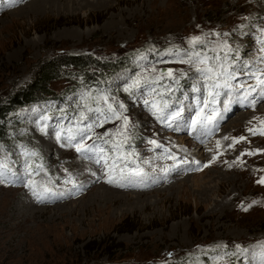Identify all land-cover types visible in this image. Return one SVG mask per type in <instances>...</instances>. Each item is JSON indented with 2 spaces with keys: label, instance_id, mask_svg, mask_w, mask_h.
Instances as JSON below:
<instances>
[{
  "label": "rangeland",
  "instance_id": "1",
  "mask_svg": "<svg viewBox=\"0 0 264 264\" xmlns=\"http://www.w3.org/2000/svg\"><path fill=\"white\" fill-rule=\"evenodd\" d=\"M11 5L0 11V99L31 83L39 64L60 56L90 57L114 69L107 68L108 79L100 81L99 89L66 74L52 82L53 99L82 85L64 105L58 99L12 110L8 124L12 138L0 139V160L6 159L21 180L9 175L0 183V264H261L259 256L224 253H234L235 245L259 251L264 244V184L257 183L264 176V135L248 131L254 128L259 133L264 127V101L238 112L236 116L246 114L249 120L231 122L234 116L202 147L185 129L172 131L157 124L123 87L144 68H172L187 73L175 88L184 101L190 100L196 95L195 72L186 64L161 63L156 53L187 49L194 36L209 42L226 40L241 62H257L264 0H23ZM141 54L147 59L139 61ZM121 57L133 64L118 66ZM89 89L94 95L105 90L126 104L135 125L130 145L138 146L142 160L150 159L157 167L150 175L151 180L158 179L155 184L143 190L117 189L104 182L99 165L38 130V116L55 111H49L50 105L71 114L73 101ZM179 98L172 102L183 100ZM114 127L109 123L96 131ZM242 136L246 139L229 147L233 138ZM151 139L177 157L176 162L169 159V175L159 172L166 165L158 169L163 158L153 159L161 150H152ZM25 149L39 153L33 168L36 164L44 168L31 176L39 200L26 186ZM247 152L254 154L241 155ZM69 175L75 188L65 183ZM83 185L96 189L88 187L85 192ZM102 185L126 195L99 199L96 190ZM45 187L52 191L41 192ZM61 196L65 197L59 200ZM125 219L129 221L123 223ZM217 256L223 259L217 262Z\"/></svg>",
  "mask_w": 264,
  "mask_h": 264
},
{
  "label": "snow or ice",
  "instance_id": "2",
  "mask_svg": "<svg viewBox=\"0 0 264 264\" xmlns=\"http://www.w3.org/2000/svg\"><path fill=\"white\" fill-rule=\"evenodd\" d=\"M16 2L18 0H9L11 4ZM215 35L220 36L219 33ZM258 39L260 49L255 63L241 62L238 56L233 55L237 50H234L226 40L209 42L201 36L190 38L187 49L169 48L162 53H156L161 57L159 61L161 63L186 64L190 70L195 72V84L192 90L196 95L190 104L170 102L175 90L174 85H177L180 78L187 74L172 68L157 70L154 66L149 69L141 65L144 71L135 79L129 77L131 83L125 81L126 86L123 87V91L130 97H135L136 102L147 109L162 127L172 131L188 129L194 137L198 135L202 138L211 135L218 127L219 121L230 111L231 105L239 104L242 107L255 109L257 102L264 101V66H261L264 65V35ZM209 43L211 47H208ZM198 45L201 46L200 50H197ZM149 51L155 52V49ZM164 57L172 59L166 61ZM146 59L145 54L139 57V61ZM165 78L168 82L161 83ZM73 103L75 107L71 114L66 109L50 105L49 111L53 109L55 111L51 115L40 114L38 116V130L43 135L54 137L61 147L74 149L80 158L99 165L103 174L107 176L109 184L126 187L134 184L137 178L142 180L150 178L141 165H150L152 160H139L138 154L131 148L132 129L135 125L127 115L128 108L124 102L111 96L105 90H98L94 95L89 89L82 91ZM50 121L53 122L50 123ZM109 123L114 124L115 127L103 133L96 131ZM261 123L264 124V121ZM248 131L252 135H264V131L257 133L254 128H249ZM224 139L229 138L224 137ZM245 139L243 136L238 139L233 138V144L229 147H234L236 143ZM148 144L153 146V151L161 150L160 155L153 159H161L165 156L174 161L177 159L170 149L165 148L157 140L151 139ZM219 144L220 142L217 141V146ZM259 151L261 150H257ZM252 154L254 153L247 152L241 155ZM22 155L25 157V176L28 177L26 186L32 189L33 195L40 199L34 187L35 182L31 179L33 173L39 174L44 171L42 164H36L33 168V158H39V153L25 149ZM163 171L167 174L169 169L164 168ZM91 174L96 175L95 172ZM9 175L17 181L21 180L20 176L9 167L6 159L0 160V183H4ZM45 175H47L46 172ZM65 183H71L74 188L76 187L71 175ZM257 183L264 184V176L260 177ZM51 191L50 188H44L46 193ZM217 247L226 248L227 246ZM258 247L257 252L235 245L234 253H224V255H235L241 258L246 255L252 258L259 256L261 264H264V244ZM222 259L223 256L214 258L217 262Z\"/></svg>",
  "mask_w": 264,
  "mask_h": 264
},
{
  "label": "trees",
  "instance_id": "3",
  "mask_svg": "<svg viewBox=\"0 0 264 264\" xmlns=\"http://www.w3.org/2000/svg\"><path fill=\"white\" fill-rule=\"evenodd\" d=\"M131 63L133 64L132 59H124L123 57L116 62L118 66L130 65ZM73 68H75L77 72L71 70ZM94 68L98 70L92 72ZM107 68L110 71H113L114 69L110 67ZM107 68L104 63L85 56H60L39 64L31 83H29L26 87L19 89L9 97L0 99V139L12 138L8 130V124L10 123L9 119L11 118L10 115L13 109L18 110L21 107H25L35 102H56L58 99H60V103H63L64 105L68 102L70 94L73 91H79L82 89V85H79L78 87H74L63 97L53 99L54 97L49 89L51 83L55 80L60 79L65 76V74L67 76L81 77L85 82V85L90 87V89H99L101 86L100 81H106L108 79ZM128 221L129 219H125L123 223ZM210 255L211 254H206L207 257H210ZM185 260L187 261L189 258Z\"/></svg>",
  "mask_w": 264,
  "mask_h": 264
},
{
  "label": "bare ground",
  "instance_id": "4",
  "mask_svg": "<svg viewBox=\"0 0 264 264\" xmlns=\"http://www.w3.org/2000/svg\"><path fill=\"white\" fill-rule=\"evenodd\" d=\"M23 0H18V2H16L15 4H12L11 6H13V5H16V4H18V3H21ZM52 1V0H51ZM58 1V0H57ZM86 1V0H85ZM260 102H262V101H260ZM249 108H235L230 114H228V115H225L224 116V118H222L220 121H219V126H220V128L221 127H223L231 118H233L234 116H236L237 115V113L238 112H240L241 110H248ZM253 109V108H252ZM257 113V112H256ZM248 114V113H247ZM244 118H247L248 119V116L246 115V114H239L238 116H236L234 119H232L231 120V122H233V121H240V120H242V119H244ZM249 120V119H248ZM238 126V125H237ZM242 126V125H241ZM215 134V133H214ZM216 138V136L215 137H213V138H211L209 141H213L214 139ZM217 141V140H216ZM208 142V141H207ZM199 143V142H198ZM191 145V144H190ZM199 145L200 146H202L203 147V145L205 146L206 145V143H203V144H201V143H199ZM189 146V145H188ZM194 146V145H193ZM242 147V146H241ZM189 148H191V146L189 147ZM192 149V148H191ZM238 149V148H237ZM181 150V149H180ZM185 150V149H184ZM183 150V151H184ZM179 151V150H178ZM182 152V151H181ZM187 152V151H186ZM175 153V152H174ZM179 153V152H178ZM183 154V153H182ZM181 154V155H182ZM184 155L186 156V153H184ZM194 156H195V154H194ZM193 156V157H194ZM251 156V155H250ZM253 157V156H252ZM255 157V156H254ZM183 159V158H182ZM79 162H80V160H79ZM176 162V161H175ZM82 163H85V162H82ZM161 163H162V160H161ZM80 164V163H79ZM79 164H78V166H79ZM83 165V164H82ZM88 165V164H87ZM161 165V164H160ZM145 167H146V169H147V172H148V174H149V180H148V183H150V184H148V185H146V186H143L144 188H147V187H149L150 185H153V184H155V181H157V180H151V176L150 175H154L153 174V169H157V167H154V166H152V165H144ZM87 167H89V166H87ZM149 169V170H148ZM83 170V169H82ZM83 172V171H82ZM85 172H86V174L87 175H89V173H88V171L87 170H85ZM94 172V171H93ZM159 172H161V171H159ZM178 173L180 172V170L178 169V171H177ZM163 174H164V172H162ZM164 175H169V174H164ZM157 176H158V172H157ZM164 177V176H163ZM87 179V178H86ZM160 179V178H159ZM233 180V179H232ZM105 182V181H104ZM85 183H86V181H85ZM106 183V182H105ZM220 183V182H219ZM107 184H109V183H107ZM110 185H113V184H110ZM164 185V184H163ZM114 186V185H113ZM155 186V185H154ZM89 187V189H90V191H93V189H96V187L95 188H92V187H90V185L88 186H86V185H83V188L84 189H82V190H86L87 188ZM98 189L96 190L97 191V193H96V196L95 197H98L99 199L100 198H106V196L107 197H110V196H114V195H126L125 193H123V194H121V192H119V190H114V189H111V188H107V187H105V186H99V187H97ZM115 188H117V187H115ZM121 188H124V187H119V188H117V189H121ZM88 189V190H89ZM128 189V188H127ZM134 189H136V188H134ZM139 190H143V188L141 189H139ZM83 191V192H84ZM41 192H44V191H41ZM86 192V191H85ZM62 193V192H61ZM140 193V192H139ZM39 194V193H38ZM71 194H73V192L72 193H70V195ZM79 194V193H78ZM65 196H61L60 198H59V200H62L63 198H64ZM33 198V197H32ZM111 198V197H110ZM29 199V198H28ZM117 199V198H116ZM39 200V199H38ZM59 200H55V201H52V202H56V201H59ZM49 202V201H48ZM1 203V202H0ZM218 207V206H217ZM259 249V248H258ZM256 250H257V248H256ZM258 252V251H257Z\"/></svg>",
  "mask_w": 264,
  "mask_h": 264
}]
</instances>
